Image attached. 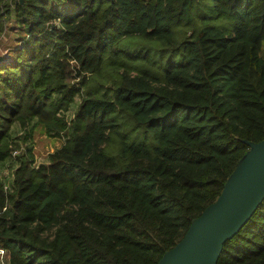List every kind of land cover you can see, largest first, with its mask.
Here are the masks:
<instances>
[{
    "label": "trees",
    "instance_id": "16d2710c",
    "mask_svg": "<svg viewBox=\"0 0 264 264\" xmlns=\"http://www.w3.org/2000/svg\"><path fill=\"white\" fill-rule=\"evenodd\" d=\"M3 33L8 264H156L264 138V0H0ZM217 264H264V199Z\"/></svg>",
    "mask_w": 264,
    "mask_h": 264
},
{
    "label": "water",
    "instance_id": "95a60500",
    "mask_svg": "<svg viewBox=\"0 0 264 264\" xmlns=\"http://www.w3.org/2000/svg\"><path fill=\"white\" fill-rule=\"evenodd\" d=\"M243 141L248 148L218 197L192 219L156 264H217L224 243L251 218L264 199V138Z\"/></svg>",
    "mask_w": 264,
    "mask_h": 264
},
{
    "label": "rangeland",
    "instance_id": "374dc122",
    "mask_svg": "<svg viewBox=\"0 0 264 264\" xmlns=\"http://www.w3.org/2000/svg\"><path fill=\"white\" fill-rule=\"evenodd\" d=\"M212 9V7H211ZM213 11V9H212ZM207 15L205 16V23L204 24H214V25H218L221 27H224L226 30H230L232 28V20H230L231 24L229 26H226L224 23H218L216 22V20L211 19V13L210 12H206ZM230 19V18H229ZM197 23H200L201 21L196 17L195 18ZM228 19H223V22H225ZM181 31L187 30L188 28L186 26H181ZM10 37V38H9ZM12 39V35H9L7 33H3L0 35V56H2L3 54H5V49L6 47L11 43ZM130 46L133 47H147L150 49L152 55L156 56L160 54V51H162L164 48L162 45H160L159 43H154V42H150V43H145V41H141L138 38H134V39H130ZM261 54L262 56H264V41H263V46H262V50H261ZM133 67H138L139 65H143V62L137 64V63H132ZM108 80V78H107ZM126 121L128 123H130V125L132 126V121L129 119H126ZM63 139L61 137L58 136H48L46 135L41 127L36 126L35 128H33L30 132V135L27 137L26 139V144L30 145V147L32 148V152L34 155V163L37 164L39 162H44L46 160V157L48 155V153H50L51 151H53L55 148H58L62 145L63 143ZM113 148H116L115 144H112ZM116 150V149H115ZM114 150V151H115ZM10 171V168H0V174L6 175L8 172ZM4 264H6V261L4 260Z\"/></svg>",
    "mask_w": 264,
    "mask_h": 264
},
{
    "label": "built area",
    "instance_id": "2783aa9c",
    "mask_svg": "<svg viewBox=\"0 0 264 264\" xmlns=\"http://www.w3.org/2000/svg\"><path fill=\"white\" fill-rule=\"evenodd\" d=\"M4 260L6 261V264H8L6 250L0 247V264H4Z\"/></svg>",
    "mask_w": 264,
    "mask_h": 264
}]
</instances>
